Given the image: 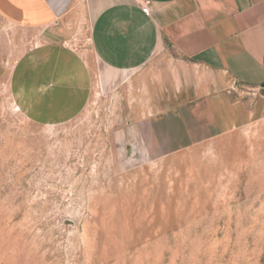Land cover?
<instances>
[{"label":"rangeland","instance_id":"obj_1","mask_svg":"<svg viewBox=\"0 0 264 264\" xmlns=\"http://www.w3.org/2000/svg\"><path fill=\"white\" fill-rule=\"evenodd\" d=\"M33 38L0 26V264H264V120L224 145L126 155L113 139L130 110L123 77L89 57L78 115L31 106L13 73Z\"/></svg>","mask_w":264,"mask_h":264},{"label":"crops","instance_id":"obj_2","mask_svg":"<svg viewBox=\"0 0 264 264\" xmlns=\"http://www.w3.org/2000/svg\"><path fill=\"white\" fill-rule=\"evenodd\" d=\"M0 26L33 33L13 73L31 106L59 100L78 115L93 92L89 57L123 77L130 110L113 139L126 155L224 145L264 120V0H0Z\"/></svg>","mask_w":264,"mask_h":264},{"label":"built area","instance_id":"obj_3","mask_svg":"<svg viewBox=\"0 0 264 264\" xmlns=\"http://www.w3.org/2000/svg\"><path fill=\"white\" fill-rule=\"evenodd\" d=\"M142 12L145 13V14H149V1H146L144 3V6L142 7Z\"/></svg>","mask_w":264,"mask_h":264}]
</instances>
